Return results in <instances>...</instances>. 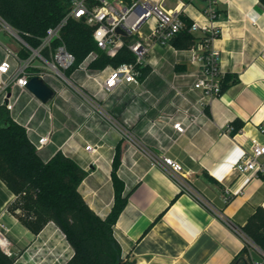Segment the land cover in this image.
<instances>
[{
  "label": "crops",
  "instance_id": "1",
  "mask_svg": "<svg viewBox=\"0 0 264 264\" xmlns=\"http://www.w3.org/2000/svg\"><path fill=\"white\" fill-rule=\"evenodd\" d=\"M181 2L186 4L185 23L205 20L203 0H166V7L175 9ZM217 9L215 23L221 34L214 45L221 51L227 84L217 98L201 100L200 92L192 87L197 67L182 51L190 47L172 43L148 55L149 71L138 85L105 92L83 72L75 73L77 86L117 126L100 114L82 112L79 96L62 83L53 87L56 93L48 103L30 89L13 90L20 95L13 119L34 129L27 130L34 144L39 135L51 132L50 141L40 150L45 161L60 150L88 172L79 190L102 218L115 202L112 171L120 153L117 174L127 200L114 225V236L122 256L136 264H230L244 247L251 264H264V250L242 230L256 208L264 207V175L236 169L237 162L251 151L253 139L264 143L260 130L264 126V0H217ZM153 24L149 20L147 32L143 25L142 33L149 34ZM188 31L195 42L204 36L200 29L189 26ZM0 44L1 61L3 46L8 45L2 38ZM21 48L22 42L13 49L19 54ZM12 65L16 67L18 60L12 59ZM39 65L35 59L33 67ZM107 68L91 71L106 74ZM133 91L140 94L138 103L132 101ZM59 97L65 101L57 103ZM63 106L70 108L66 114ZM192 115H197V121L179 134L173 123H186ZM87 144L95 150H87ZM163 155L183 164L189 183L208 205L180 189L163 169ZM16 198L0 178V222L7 226L9 250L24 253L17 263L29 254L40 264H65L74 250L64 232L53 221L38 233L31 231L19 216L21 208L13 207Z\"/></svg>",
  "mask_w": 264,
  "mask_h": 264
},
{
  "label": "trees",
  "instance_id": "2",
  "mask_svg": "<svg viewBox=\"0 0 264 264\" xmlns=\"http://www.w3.org/2000/svg\"><path fill=\"white\" fill-rule=\"evenodd\" d=\"M69 8L70 0H0V17L36 48L47 28L59 23ZM186 24L171 40L178 48L191 47L195 43V37L188 31L191 23ZM61 38L76 57L73 67L66 70L68 76L75 75L78 64L90 52L96 54L89 64L92 71L135 61V54L128 47L131 37H124L123 46L110 55L98 48L93 27L82 19L70 18L62 29ZM60 42L55 40L53 46ZM19 54L27 57L30 51L22 47ZM43 54L49 58V49H44ZM139 68L142 78L149 68ZM30 70L36 72V68ZM222 87V91L227 87L224 80ZM119 163L120 153L117 152L112 171L115 202L111 212L102 218L79 190L88 172L60 150L45 161L30 140L26 127L16 122L10 111L0 104V178L17 195L13 207L22 209L20 218L31 231L38 233L53 221L64 232L74 250L65 264H136L122 256L121 245L114 236V225L127 200L123 194V180L117 174ZM242 230L264 250V207L256 208ZM249 258L244 247L230 264L238 261L245 264ZM14 260L15 257L0 245V264H12Z\"/></svg>",
  "mask_w": 264,
  "mask_h": 264
},
{
  "label": "built area",
  "instance_id": "3",
  "mask_svg": "<svg viewBox=\"0 0 264 264\" xmlns=\"http://www.w3.org/2000/svg\"><path fill=\"white\" fill-rule=\"evenodd\" d=\"M203 1L205 2V20H194L190 29H200L204 36L188 50H182L186 52L187 59L197 67L192 87L200 92L201 100L219 97L223 92L224 79V71L220 63L221 51L214 45V40L221 34L220 26L215 23L219 16L217 0ZM185 7L186 4L181 2L175 9H169L166 7V0H70V8L67 14L59 23L47 28L38 47L31 46L16 33L17 38L22 42V47L30 51L27 57H19L17 51L5 46V56L0 61V104H3L12 115L20 97L19 94L13 93L14 88L29 90L30 79L38 75L47 81L50 80L49 84L54 88H56L57 83H62L75 89L83 97L84 106L88 108V116L100 114L117 126L113 117L103 110L89 94L79 88L70 76L66 75V70L75 64L76 57L62 41L63 27L70 18L84 20L93 27V37L98 48L110 55L116 54L118 49L123 46L124 37H131L128 47L135 54L134 62H124L117 67L108 66L106 74H93L89 64L96 58V54L90 52L76 68L77 71L83 72L87 78L92 79L100 89L105 92H112L118 86L140 84L141 70L139 66H147L149 64L148 55L154 52L156 47L170 46L172 38L186 27L182 17ZM149 20H154V24L150 26L149 34H143L141 28ZM118 28L123 30L125 34L118 32ZM55 40L61 42L54 47ZM46 48L50 52L49 58L43 54V50ZM262 57L264 58V49ZM14 58L18 60V65L13 68L12 59ZM35 59L40 61L38 67H33ZM31 68H36V72L31 71ZM131 94L133 103H138L140 94L134 91ZM186 111L188 112V110ZM192 117L186 123L182 120L175 121L173 123L174 129L179 134L185 133L187 128L197 121V115H192ZM26 129L34 131L28 123ZM260 130L264 133V126H260ZM123 133L132 137L130 136L131 133L125 130ZM50 137L51 132L39 135L35 141L37 150L40 151L44 144L50 141ZM86 149L95 150L91 144H87ZM161 165L167 174L176 181L181 190L189 193L199 202L208 205L205 198L198 194L189 183L181 162L171 156L163 155ZM236 169L240 173L264 175V143L253 139L251 151L237 162ZM5 230H7V226L0 222V245L7 247L10 242ZM16 264L25 263H17L16 261Z\"/></svg>",
  "mask_w": 264,
  "mask_h": 264
},
{
  "label": "rangeland",
  "instance_id": "4",
  "mask_svg": "<svg viewBox=\"0 0 264 264\" xmlns=\"http://www.w3.org/2000/svg\"><path fill=\"white\" fill-rule=\"evenodd\" d=\"M169 1H172V0H169ZM142 30L144 31V32H147V26L145 25L143 28H142ZM16 33H18L19 35H20V33L16 30V29H14L11 25H9L6 21L4 22L1 18H0V38H2V40H4L5 41V44L6 45H8V46H10V47H13V48H15V47H18L19 46V44L21 43L20 42V40L17 38V36H16ZM21 36V35H20ZM22 37V36H21ZM23 38V37H22ZM24 39V38H23ZM1 46H2V44H0V48H1ZM3 47H5V46H3ZM74 72H76V73H79L78 71H74ZM73 72V73H74ZM71 77V79L72 80H74L73 78H74V76H70ZM76 77V76H75ZM48 82H51L50 80H48ZM73 82H75V84H76V81L74 80ZM78 83V82H77ZM58 84H60V83H57L56 84V89H57V86H58ZM64 85L65 84H63V87H64ZM59 89V88H58ZM78 89V88H77ZM72 90H74V92H75V94L76 95H78L79 96V100L80 101H76L77 102V105H79V107H80V109H81V111L82 112H88V108L86 107V106H84V101H83V97H81V95L75 90V89H72ZM68 100H69V98H67ZM62 101V100H64L65 101V99H63L62 97H59L58 98V100H57V103H59V101ZM71 102H74L73 101V99H71L70 100ZM75 102V103H76ZM63 108H64V112L61 110V111H59V112H63L64 114H66L67 113V109H70L69 107H67V109H66V107L65 106H63ZM59 109V108H58ZM23 215V211L20 209V211H19V216H22ZM9 245H10V243H9ZM2 246V248L8 253V254H10V256H13V257H15V260H14V262L12 263V264H16V261H18V259H19V257H21V255L22 254H24L23 253V250H20V252L19 251H17V253H13L12 251H10L9 250V246H7V247H5V246H3V245H1ZM23 258V257H22ZM33 258H34V256L32 255V256H30L29 254H27L26 255V257H25V259H23V261H21L20 263H25V264H37V263H39V262H37L36 261V259H34L33 260ZM40 264V263H39Z\"/></svg>",
  "mask_w": 264,
  "mask_h": 264
},
{
  "label": "water",
  "instance_id": "5",
  "mask_svg": "<svg viewBox=\"0 0 264 264\" xmlns=\"http://www.w3.org/2000/svg\"><path fill=\"white\" fill-rule=\"evenodd\" d=\"M118 32L125 34L120 28L117 29ZM28 88L44 103L50 102L56 93V90L46 82V80L41 76H33L28 84ZM245 264H250L245 262Z\"/></svg>",
  "mask_w": 264,
  "mask_h": 264
}]
</instances>
